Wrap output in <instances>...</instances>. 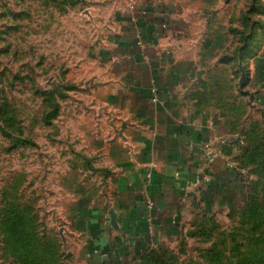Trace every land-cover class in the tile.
<instances>
[{
  "label": "crops",
  "instance_id": "crops-1",
  "mask_svg": "<svg viewBox=\"0 0 264 264\" xmlns=\"http://www.w3.org/2000/svg\"><path fill=\"white\" fill-rule=\"evenodd\" d=\"M210 21L202 0H130L113 17L84 129L104 184L70 213L88 261L134 260L200 216L264 203V44L226 58Z\"/></svg>",
  "mask_w": 264,
  "mask_h": 264
},
{
  "label": "rangeland",
  "instance_id": "rangeland-1",
  "mask_svg": "<svg viewBox=\"0 0 264 264\" xmlns=\"http://www.w3.org/2000/svg\"><path fill=\"white\" fill-rule=\"evenodd\" d=\"M129 1L0 0V264H264L257 200L243 212L200 216L134 260L88 261L70 213L104 184L84 129L95 61ZM202 1L226 58L237 53L240 62L246 44L250 55L264 44V0ZM235 73L241 87L247 66Z\"/></svg>",
  "mask_w": 264,
  "mask_h": 264
},
{
  "label": "built area",
  "instance_id": "built-area-1",
  "mask_svg": "<svg viewBox=\"0 0 264 264\" xmlns=\"http://www.w3.org/2000/svg\"><path fill=\"white\" fill-rule=\"evenodd\" d=\"M147 205H148L149 207H152L153 203H152L151 201H148V202H147Z\"/></svg>",
  "mask_w": 264,
  "mask_h": 264
}]
</instances>
